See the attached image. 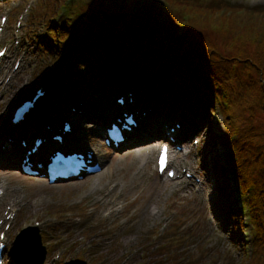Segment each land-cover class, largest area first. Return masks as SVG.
<instances>
[{
    "label": "rangeland",
    "instance_id": "rangeland-1",
    "mask_svg": "<svg viewBox=\"0 0 264 264\" xmlns=\"http://www.w3.org/2000/svg\"><path fill=\"white\" fill-rule=\"evenodd\" d=\"M78 1L85 5L89 0ZM137 1L119 0V3L126 5L132 16ZM184 1L194 7V12H186L184 15L189 19L198 13H213L227 20L234 15L249 18L243 27L231 25L229 39L226 35L214 32L215 28L209 22L200 23L196 19L197 24L206 29V36L216 42L226 57L238 55L237 50L241 47V50L245 49L241 34L252 32L264 22V14L260 17L256 15L257 10L264 8V0H218L215 3H210L211 0ZM62 2L0 0V20L2 17L8 18L0 37V50L7 48L0 69V131L7 135L15 133L12 132L15 128L11 119L12 109L28 101L41 86L47 87L50 91L45 88L47 93L39 102H44L39 113L26 122L33 121L35 126L42 129L44 120L41 119L50 118L55 124L58 123L52 129L59 132L64 128V121L76 119L78 122L73 125L72 135L79 139L78 146L96 152L102 158L105 172L110 166L113 167L112 175L104 178L91 176L51 186L45 179L25 176L18 168L0 161V185L8 181L13 185L9 194L6 193L4 197L2 193L0 195L3 197L0 199V222L9 220V225L4 223L1 229L7 232L4 263L17 264L14 261L16 254L23 255L25 252L29 254L25 253L26 257H29L27 262L23 261L24 264L39 262L41 250L38 256V250L34 254L33 251L31 253L23 249L26 241L20 240V237L26 232L40 237L45 250L42 264H249L250 247L241 241L244 228L240 225L247 224L245 213L240 211L236 214L232 211L235 219L227 224L219 210L223 205L213 168L223 163V154L226 152L225 146H220L215 139V134L226 131L221 116L213 112L211 120L200 129L194 128L193 132L189 125L178 130L176 119L179 118L171 119L165 111L158 114L143 108L152 123L143 126L142 121L137 119L140 131L137 132L139 139L136 143L139 148L148 146L152 150L151 160L139 165L137 169L135 167L125 179L122 171L128 166L126 157L135 150L129 148L136 145L129 142L118 151L109 149L102 141V127L96 123L106 122L100 119L107 116L101 110L111 106V100L105 101L106 92H115V87L109 85L112 77L108 67L104 69L102 63H99L98 70L94 68L96 64L88 63L86 58H82L80 67H75L71 60L81 50L82 44L78 48L76 44L68 47L65 55L63 50H66V46L64 44L62 48L59 47L57 33L48 34L45 28L52 18L57 20L54 22L56 26L58 23H66L65 19L69 16L63 9L66 3ZM151 3L155 11L162 3L167 4L166 0H152ZM151 3L140 6L149 7ZM212 7L215 8L212 10ZM46 9H55V12L50 16L46 13L43 18ZM47 34L53 40V46H56L55 51L54 48L46 51L49 49ZM62 39L65 41L67 38L62 35ZM237 64L238 67L232 66L230 71L233 73L237 70L235 75L229 77L233 80L242 68L241 63ZM45 68V79L35 82V78ZM101 85L106 88L104 94H101L104 88L99 89ZM132 87L131 92L115 99V108H118L116 101L122 96L126 97V103L131 94L137 93L142 98L137 86ZM60 108H68L70 112L63 115L64 110ZM124 111L121 110L118 117ZM166 123L168 126L164 127ZM171 128L176 130L171 137H174L177 144L172 149V163L181 174L180 179L175 180L167 179L166 175H158L155 166L158 144L168 138L166 134ZM184 130H189L193 138L188 136L187 140L181 142L180 139L186 137L181 136ZM18 146H21L20 143ZM106 153L108 157L104 155ZM11 176H16L18 181L13 182L16 177ZM230 186L233 187L232 183ZM105 194L108 198L104 197ZM102 198L105 205L99 206ZM229 206L234 210L242 205H238L232 195ZM17 245L18 252H15Z\"/></svg>",
    "mask_w": 264,
    "mask_h": 264
},
{
    "label": "trees",
    "instance_id": "trees-1",
    "mask_svg": "<svg viewBox=\"0 0 264 264\" xmlns=\"http://www.w3.org/2000/svg\"><path fill=\"white\" fill-rule=\"evenodd\" d=\"M89 1L83 5L77 0H63L69 17L64 25L57 26V20L52 18L45 26L47 33H57L59 47L66 46L65 55L68 47L82 44L71 60L75 67H80L82 58H86L98 70L99 63L104 69L108 67L112 77L109 85L121 90L137 86L144 99L142 103L140 97L142 106L158 113L165 111L197 129L211 120L213 112L221 116L226 131L215 134V139L225 146L226 156L223 154V163L213 168L223 205L219 210L227 224L235 219L232 211L245 213L247 224L240 225L244 228L241 241L250 247L249 264H264V22L252 32L241 34L242 46L246 48L241 47L238 55L230 58L206 36V29L196 19L209 22L214 32L229 39L231 25L243 27L249 18L234 15L228 21L213 13H198L189 19L184 15L194 12V7L184 0H166L167 4L162 3L156 11L152 0H138L132 16L119 0ZM147 2L151 3L149 7H141ZM54 12L55 9H46L43 18ZM261 14L264 8L256 11L259 17ZM112 15L125 17L108 24L107 17ZM48 34L46 51H55ZM62 35L67 38L65 41ZM238 62L242 68L233 80L229 77L237 70L230 71L232 66L238 67ZM45 73L46 68L35 82L44 80ZM232 195L242 205L239 209L229 206Z\"/></svg>",
    "mask_w": 264,
    "mask_h": 264
},
{
    "label": "bare ground",
    "instance_id": "bare-ground-1",
    "mask_svg": "<svg viewBox=\"0 0 264 264\" xmlns=\"http://www.w3.org/2000/svg\"><path fill=\"white\" fill-rule=\"evenodd\" d=\"M133 99H134L133 104H130V103H129V105L125 104L124 106H120L119 108H117V110L118 111L120 109L131 110V109H133V107L135 108V103L137 102V98L133 97ZM1 104L2 103H0V105ZM134 111H136V112H134L136 117L138 116L139 119H143V120L145 119V117L143 116V112L140 111L138 108H135ZM75 122H78V121H76V119H75V121H72V124L74 126H75ZM30 126L27 127L26 129H22L21 131H17L16 133H13L10 136L5 134L3 131H0V161H5L6 165H8V164L13 165L14 159L19 157L20 155L23 158H25L24 152L26 151V148L18 146L19 139H23L26 142H29L33 139V137L37 138V137H41L42 135H47V139H46L44 146L42 145L41 149L39 150V155L36 156L34 154H31L30 156H28L31 162H37V163H40L42 161V159L45 158L46 155H49L52 151H56L58 149H61L62 147L65 148V147L69 146V142L67 144H63V145L57 144L56 142H50L51 135L53 134L54 130L46 131L45 133H43V132H41L42 130H40L37 126L34 125V122ZM32 129H33V131H32ZM169 135H171V134H166V136H169ZM67 137H68V135H67ZM78 143H79V140H78ZM51 147H53V149H50ZM81 150H82V147H79L78 150H71V151L76 153V151H81ZM48 151H51V152H48ZM99 153H101V151H99ZM102 153H104V152L102 151ZM151 153H152V150H150V148H147V147L144 149L136 148L134 151L129 152V154L126 157V159L128 160V166L126 168H124L122 171L124 178L127 179L130 171L134 170L135 167L137 169V167L139 165L143 164L144 162H146L148 160H151L150 159ZM176 154H178V153H176ZM104 155L106 157H108L107 153ZM6 156H7V158H6ZM93 157H94L93 161L101 163L102 158L98 154H94ZM112 169H113V167L110 166V169L108 168L107 172H105V170L103 168L102 172L95 174V177H97V178L108 177L109 174L112 175L111 174ZM4 175L8 176V174H4ZM11 177L15 178L16 176H11ZM17 181L18 180L16 177V179L13 182H17ZM11 184L12 183H10L9 181H8V183H5V182L2 183L0 185V193L3 191L4 193L6 192L7 194H9L10 193L9 190H11L10 188L13 186ZM123 191L124 190L121 191L120 196H121ZM118 196H119V193H118ZM104 197L108 198V195L105 194ZM103 205H105L104 198H102L100 200L99 206H103Z\"/></svg>",
    "mask_w": 264,
    "mask_h": 264
},
{
    "label": "water",
    "instance_id": "water-1",
    "mask_svg": "<svg viewBox=\"0 0 264 264\" xmlns=\"http://www.w3.org/2000/svg\"><path fill=\"white\" fill-rule=\"evenodd\" d=\"M124 15L122 16H108L107 17V20H108V24H116L120 21H122L124 19ZM28 249L32 250V251H36V250H41L42 251V257H43V253H44V248L42 247L41 245V241H40V238L37 239V241L34 243H30L28 244ZM41 257V262H39V264H42V262L44 261V258Z\"/></svg>",
    "mask_w": 264,
    "mask_h": 264
}]
</instances>
